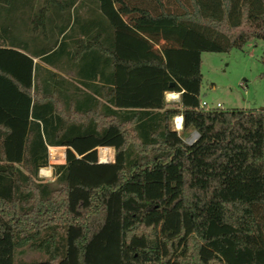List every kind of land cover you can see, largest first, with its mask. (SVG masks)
I'll return each instance as SVG.
<instances>
[{
	"label": "trees",
	"instance_id": "obj_1",
	"mask_svg": "<svg viewBox=\"0 0 264 264\" xmlns=\"http://www.w3.org/2000/svg\"><path fill=\"white\" fill-rule=\"evenodd\" d=\"M255 40L264 0H0V264H264V107L197 96Z\"/></svg>",
	"mask_w": 264,
	"mask_h": 264
},
{
	"label": "rangeland",
	"instance_id": "obj_2",
	"mask_svg": "<svg viewBox=\"0 0 264 264\" xmlns=\"http://www.w3.org/2000/svg\"><path fill=\"white\" fill-rule=\"evenodd\" d=\"M263 48L264 41L255 40L245 42L239 49L231 48L226 52H200L198 55L200 82L197 93L199 101L205 102L208 107L218 103L217 109L264 107V67L260 57ZM176 118L172 119L174 129H176ZM169 122L172 126V121ZM175 133H178L186 144L191 143L193 136L196 137L193 130L187 132L179 130ZM61 147L65 148V146ZM59 159V149L50 147L47 164L44 167L46 170L49 169L50 173L48 176H38L37 173V177L41 181H52V165L64 161V158ZM20 250L15 253L17 260H41L45 257L27 247Z\"/></svg>",
	"mask_w": 264,
	"mask_h": 264
},
{
	"label": "built area",
	"instance_id": "obj_3",
	"mask_svg": "<svg viewBox=\"0 0 264 264\" xmlns=\"http://www.w3.org/2000/svg\"><path fill=\"white\" fill-rule=\"evenodd\" d=\"M199 106H203V107H206V108L208 107L206 105V103L203 102V101H199ZM213 107H219V104L218 103H214ZM171 121H172V128H173V120H171ZM179 123H180V121H179ZM100 149H102L103 152H105V153H103V156H102L103 158H101V159L99 158L100 157L99 156ZM46 151H47V158H48V146L46 147ZM95 151H96V162H98V163H107V162H112L113 161V158H114V150H113L112 147H110V146H97L96 149H95ZM64 155H65V148H63V157L62 158H64ZM44 167L45 166L40 167L38 169V171H37L38 176H48L49 175V173H50L49 172V169L46 170Z\"/></svg>",
	"mask_w": 264,
	"mask_h": 264
},
{
	"label": "crops",
	"instance_id": "obj_4",
	"mask_svg": "<svg viewBox=\"0 0 264 264\" xmlns=\"http://www.w3.org/2000/svg\"><path fill=\"white\" fill-rule=\"evenodd\" d=\"M170 94V95H169ZM178 91H165L163 92V100L164 102L168 103V104H175L178 101ZM172 95H175L174 97H172ZM175 116V115H174ZM176 117H180L179 115ZM172 120V119H171ZM176 124V123H175ZM175 132H179V130L182 131V129L180 128L179 130L176 128H172Z\"/></svg>",
	"mask_w": 264,
	"mask_h": 264
},
{
	"label": "bare ground",
	"instance_id": "obj_5",
	"mask_svg": "<svg viewBox=\"0 0 264 264\" xmlns=\"http://www.w3.org/2000/svg\"><path fill=\"white\" fill-rule=\"evenodd\" d=\"M169 95H170V94H169ZM174 96H175V95H172V97H174ZM179 121H180V117H177V118H176V125H175V126H176V128H177L178 130L180 129ZM195 135H196V137H197L198 134L195 132ZM196 137L193 136L192 139H193V138H196ZM192 139H191V142H192ZM189 144H190V143H189Z\"/></svg>",
	"mask_w": 264,
	"mask_h": 264
},
{
	"label": "water",
	"instance_id": "obj_6",
	"mask_svg": "<svg viewBox=\"0 0 264 264\" xmlns=\"http://www.w3.org/2000/svg\"><path fill=\"white\" fill-rule=\"evenodd\" d=\"M170 84H171V82L168 83V85H170Z\"/></svg>",
	"mask_w": 264,
	"mask_h": 264
}]
</instances>
